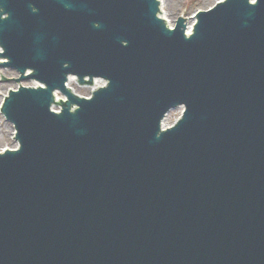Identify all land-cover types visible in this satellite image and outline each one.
<instances>
[{"label":"water","instance_id":"1","mask_svg":"<svg viewBox=\"0 0 264 264\" xmlns=\"http://www.w3.org/2000/svg\"><path fill=\"white\" fill-rule=\"evenodd\" d=\"M255 1L199 11L188 36L161 0H0V67L41 83L2 108L20 147L0 153V264H264ZM70 76L107 85L81 97Z\"/></svg>","mask_w":264,"mask_h":264},{"label":"rangeland","instance_id":"2","mask_svg":"<svg viewBox=\"0 0 264 264\" xmlns=\"http://www.w3.org/2000/svg\"><path fill=\"white\" fill-rule=\"evenodd\" d=\"M219 0H164L166 3L164 7V11L170 14L168 17L171 18L172 26L176 24L177 18L181 16H186L187 18L193 17L197 11L201 9H208L212 7ZM168 7V8H167ZM169 9V11H168ZM168 11V12H167ZM171 11V12H170ZM193 18L189 19V22L192 21ZM194 23V21H193ZM0 73L4 78H16L19 77V73L11 68L3 67L0 70ZM21 85H33L32 81H23L20 82ZM17 86V83L14 80H7L0 78V92L3 94L6 91V88L14 89ZM70 86L74 88V90L82 95H89L91 92L90 87H86L84 85H78V82L72 80L70 82ZM3 98L0 95V106L2 104ZM183 108H175L172 109L169 114L166 116L165 124L167 126L173 125L175 121L182 115ZM14 130V131H13ZM15 132L14 125L9 122L3 114L0 112V150L6 147H16L18 145V141L15 138H12Z\"/></svg>","mask_w":264,"mask_h":264},{"label":"bare ground","instance_id":"3","mask_svg":"<svg viewBox=\"0 0 264 264\" xmlns=\"http://www.w3.org/2000/svg\"><path fill=\"white\" fill-rule=\"evenodd\" d=\"M165 5H166V3L164 2V0H162V7H161V10H163L162 12H161V17H163L164 19H168L169 20V22L172 24V19L171 18H169L170 16V14H168V13H166V11H164V7H165ZM168 8V7H167ZM168 11H169V9H168ZM167 11V12H168ZM171 12V11H170ZM169 16V17H168ZM193 21H194V19L192 20V21H190L189 22V19H188V22H187V24H188V30L190 31L192 28H193ZM14 131V130H13Z\"/></svg>","mask_w":264,"mask_h":264},{"label":"snow or ice","instance_id":"4","mask_svg":"<svg viewBox=\"0 0 264 264\" xmlns=\"http://www.w3.org/2000/svg\"><path fill=\"white\" fill-rule=\"evenodd\" d=\"M254 2H255V0H254Z\"/></svg>","mask_w":264,"mask_h":264}]
</instances>
